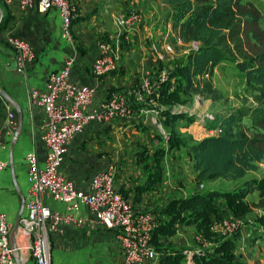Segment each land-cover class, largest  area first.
Here are the masks:
<instances>
[{
  "label": "crops",
  "instance_id": "0c3cea01",
  "mask_svg": "<svg viewBox=\"0 0 264 264\" xmlns=\"http://www.w3.org/2000/svg\"><path fill=\"white\" fill-rule=\"evenodd\" d=\"M72 2L76 12L72 23L73 39L69 40L62 36V19L57 8L42 12L38 10L37 4L23 9L17 2L6 4L0 0L3 12H0V23L4 15L9 16L5 28L0 32V40L5 41L8 35L26 38L36 52V59L24 73L10 67L15 61L12 48L6 50L7 53L0 52V90L10 95L23 112V122L20 125L19 110L4 98L3 106L0 107V159L7 161L8 166L0 172V211L6 213L13 231L21 210L22 196L25 197L28 186L25 155L32 149L37 150L41 157L45 153L41 141L44 113L40 109L30 113L27 105L28 91L31 88H43L48 73L59 69L67 57L75 55L73 79L78 83L96 86L100 98L106 97L113 90L137 89H134L130 100L139 117L89 123L82 133L73 138L62 172L72 178L79 188L88 189L94 172L105 168L110 162L116 163V183L121 192L133 202L137 212L152 213L159 227L171 220L166 213L171 200L187 197L199 190L198 184L188 187L186 191L180 189L179 174L175 173L178 167L170 168L166 165L164 156H161L162 161L157 158L153 163L156 150V140L153 139L155 126L165 120L161 111L167 109V106L159 103L158 98L155 105L151 104L152 97L143 91L146 88L153 89L158 81L157 71L161 65L151 45L166 39L172 33L171 24L165 21L167 8L160 0ZM135 9L142 15L140 25L126 28L116 23L119 11L129 12ZM103 41L112 44L118 70L96 77L91 66L100 53L99 47ZM166 82L168 80L160 84L159 92ZM11 111L14 113V123L8 120ZM208 131H212L213 135L218 132ZM194 138L198 140L194 139L193 143L203 139L196 136ZM157 153L156 151L155 154ZM191 167L192 181L196 177L193 161ZM156 170L159 174H156ZM191 184L193 185L192 182ZM245 200L251 204L259 202V192L248 193ZM46 202L57 211H65L66 205L62 202L51 197H47ZM214 205L217 213L211 216V230L215 239H205L195 227L186 226L188 233L196 234L200 243L195 250H202L204 255L201 257H205L215 253L223 241L232 240L235 261L242 264H264V216L262 213L260 216L253 215L256 208L260 212L264 211V206H253L250 212L236 215L226 198H217ZM80 212L86 219L82 226L66 227L63 232L53 236L52 264H125L116 244L114 231L99 223L86 207H82ZM225 219H236L240 226L245 222L246 225L242 226L237 236L233 235L240 227L234 233L221 234V223ZM251 221L257 225L250 224ZM180 226L178 223L175 225L177 228L173 236L161 238V246L184 247L182 245L188 238L180 232ZM251 233L254 236L250 237ZM29 242V237L17 234L14 245H27ZM154 246L159 250L155 244ZM167 247H162L161 250L164 249V252ZM163 257L165 254L161 258ZM19 264H34L28 251L23 250Z\"/></svg>",
  "mask_w": 264,
  "mask_h": 264
},
{
  "label": "built area",
  "instance_id": "2783aa9c",
  "mask_svg": "<svg viewBox=\"0 0 264 264\" xmlns=\"http://www.w3.org/2000/svg\"><path fill=\"white\" fill-rule=\"evenodd\" d=\"M6 4L17 2L23 9L38 6L39 11L57 8L62 19V36L72 40V23L75 6L72 0H2ZM142 15L131 11L118 15L116 23L126 28L140 25ZM7 43L15 55L16 69L26 72L28 65L36 59V52L29 40L20 36L8 35ZM178 42H182L178 39ZM194 49L199 44L192 41ZM100 53L92 63L91 69L96 77L118 70L114 48L110 42L100 43ZM153 51L163 60L173 51L172 43L166 38L161 49L155 44ZM76 56L65 59L63 65L48 73L43 88H31L28 91L27 105L30 113L40 109L44 113L41 141L45 153L41 157L32 149L25 155L27 166V192L24 210L19 217L16 234L29 237L27 245H13L12 223L6 213L0 211V264H19L23 250L28 251L34 264H52V238L66 227L82 226L86 219L81 208L86 207L93 217L105 227L114 231L125 264H149L157 258L153 244V234L158 223L152 213L137 212L133 202L126 197L116 183L118 167L110 162L99 169L90 178L88 189L76 186L74 180L62 172L73 138L82 133L93 122H107L116 119L127 120L139 117L130 96L134 89L111 91L104 98L98 95L94 85L76 82L72 75ZM169 78V72L163 69L153 89L143 92L151 96L155 105L160 96V84ZM137 90V89H135ZM199 101V98H197ZM212 119V115L209 116ZM10 123L15 122L14 113L8 115ZM8 162L0 159V172ZM204 188L203 184L199 185ZM66 205L65 211L53 209L46 198ZM240 227L236 219H225L221 223L220 233H234ZM203 256L202 250L186 251L187 264H194V256Z\"/></svg>",
  "mask_w": 264,
  "mask_h": 264
},
{
  "label": "trees",
  "instance_id": "16d2710c",
  "mask_svg": "<svg viewBox=\"0 0 264 264\" xmlns=\"http://www.w3.org/2000/svg\"><path fill=\"white\" fill-rule=\"evenodd\" d=\"M166 6V23L172 27V41L183 43L196 41L199 46L189 53L184 66L172 69L168 79L160 90L158 102L167 109L162 110L165 117L163 123L169 124L179 119L194 121L191 114L173 110L176 104H184L185 99L180 91L183 87L188 93L193 84L205 85L206 91L212 90L209 79L215 67L222 61H234L246 75L251 84L260 87L264 96V49L250 54L245 47V26L255 20V13L246 9L241 0H160ZM9 16L4 15L0 23V32L5 28ZM253 36L261 41L259 34ZM4 97L0 94V107ZM250 117L252 123L246 126L243 117ZM210 121H204L209 130H217V134L207 136L198 142L188 144L182 141L172 129L169 133L170 149L183 145L192 157L198 185L204 188L193 191L189 196L171 200L166 213L171 220L157 227L153 234V243L161 249V238L173 236L175 225L193 226L205 239H215L211 230V216L217 213L214 201L226 198L230 209L236 215L252 210L253 206H264V176L247 178L243 184L234 189L222 190L205 188V182L217 179L238 181L249 172L257 171L264 161V107L250 109L241 107L234 112L212 115ZM260 128V129H259ZM252 130V132H250ZM159 163L157 164V168ZM156 174H159L156 170ZM258 191L260 200L249 203L245 200L248 193ZM232 240L223 241L215 253L208 256H196L195 264H242L234 260ZM182 252L176 256L171 254L161 258L159 264H182Z\"/></svg>",
  "mask_w": 264,
  "mask_h": 264
},
{
  "label": "rangeland",
  "instance_id": "374dc122",
  "mask_svg": "<svg viewBox=\"0 0 264 264\" xmlns=\"http://www.w3.org/2000/svg\"><path fill=\"white\" fill-rule=\"evenodd\" d=\"M241 1L245 3L246 9H249L253 13H255V20L249 22L245 26L244 34L246 47L245 49L250 54H253L264 49V0ZM134 11L141 14V12H139V10L137 9H135ZM119 13V15H125L128 12L119 11ZM254 33L259 34L261 41L257 40L253 36ZM172 35L173 33H170L167 39L172 43L173 51L171 53H168L163 60L158 57L161 65L160 69L157 71V75L163 69H166L170 74L172 69H175L177 66H184L187 63V57L189 53L194 50V47L189 43H175L174 41H172ZM164 40L165 38L154 42L151 45V48L153 49V45L156 44L161 49ZM9 48L11 49L6 40H0L1 53H7L6 50H9ZM170 79H174V77L171 75ZM208 79L212 85V90H215L217 93V95H215L216 97H214V93L206 91L204 84L197 85L194 83L192 86V90L188 91V93L184 91L185 89L183 87L180 89L183 97L187 99L186 103L176 104L172 107L175 111L179 110L190 113L194 121L188 122V120L179 119L176 122H170L169 124L157 123L155 126L153 139L156 140V150H154L153 154V163L156 162L157 158L161 159V156H164L163 158L166 159V165H168L170 168H172L173 166H177L178 170L175 171V173L178 172L179 174V179L181 182L180 189H183L185 191L188 187H195L198 184V181L196 180V177H194V179H192L191 181V176L193 175V169L191 167L192 157L188 153L187 148L181 145L179 147H172V149H170V141L166 137L169 136L171 130H174L180 140L186 141L188 144H192L195 139L194 136L201 139L213 135V132L208 131L209 129L204 125V121H210V115L214 116L218 113L225 114L234 112L236 111V109L241 107L250 109V112L254 110V107H264V96L261 94L260 87L255 84L249 83L246 75L237 67L234 61H222L217 67H215L212 76ZM197 98H199V101H197ZM243 123H245L246 126H250L252 121L250 117L245 116L243 117ZM190 125H192L191 132L189 130ZM152 126H154V124H152ZM204 127H206L207 129L204 130ZM250 132H252V130ZM156 151L158 152L157 154H155ZM263 176L264 161L259 164V168L257 171L249 173V175L245 178H242L236 182L221 178L215 182H205V188L215 187L222 190H230L243 184L244 180L247 178H259ZM191 182L193 183V185L191 184ZM260 213H262V216H264V211L260 212V209L256 208L253 212V215L260 216ZM262 220L264 221V219ZM245 223L241 224L239 230L233 236L238 235L242 226L246 225ZM253 223L254 221L250 222V224ZM256 225L257 223H254V226ZM180 232L183 233V236H186L188 238V240L184 242V245H182L184 247H167V245L164 244L160 248L167 247L165 248V251L163 252L164 249L157 250L158 258L151 261L149 264H159V260L162 256H164V254L165 256L169 254H171L172 256H176L177 254H180L182 252V254L186 256V251L195 250L198 247V244L200 243H198L196 234L188 233L186 226H182V224L180 226ZM251 236H254V234L251 233L250 237ZM195 257L196 255L194 256V258ZM187 260L188 259L184 257L182 259V264H187ZM196 260L194 259V264Z\"/></svg>",
  "mask_w": 264,
  "mask_h": 264
},
{
  "label": "water",
  "instance_id": "95a60500",
  "mask_svg": "<svg viewBox=\"0 0 264 264\" xmlns=\"http://www.w3.org/2000/svg\"><path fill=\"white\" fill-rule=\"evenodd\" d=\"M0 12L3 14L1 8H0ZM10 67H11L12 69H15V68H16V62H15V61L12 62L11 65H10ZM0 94H1L6 100H8L10 103H12L15 107H17V109L19 110V113H20V117H21V119H20V125H22V122H23V112H22L20 106L18 105V103H16V102L11 98V96L8 95L5 91L0 90ZM11 165H13V164L11 163ZM24 206H25V197L22 196V206H21V210H20V212H19V214H18V218H17V221H16V225H15L13 231H12V242H13V245H14V240H15V234H16V231H17L18 226H19V217H20L21 213H22L23 210H24Z\"/></svg>",
  "mask_w": 264,
  "mask_h": 264
}]
</instances>
